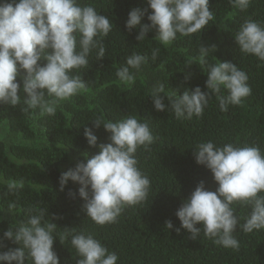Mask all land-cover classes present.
I'll list each match as a JSON object with an SVG mask.
<instances>
[{
	"label": "clouds",
	"instance_id": "1",
	"mask_svg": "<svg viewBox=\"0 0 264 264\" xmlns=\"http://www.w3.org/2000/svg\"><path fill=\"white\" fill-rule=\"evenodd\" d=\"M113 1L127 11L125 27H139L137 41L146 39L154 29L155 37L167 46L178 34L201 32L214 19L210 0ZM231 5L241 10L251 5L254 15L264 20V0H232ZM97 11L78 0H0V104L14 107L23 103L24 111L39 119L55 115L62 101L84 90L86 82L73 70L87 66L93 49H99L98 59L104 57L105 48L96 37H107L113 29L108 16ZM143 19L146 24L141 23ZM256 21L247 18L238 25L217 22L216 46L200 45L199 49V62L206 66L208 91L197 86L177 94L170 89L166 92L164 85L157 83L150 93L154 109H171L176 119L199 117L209 96L219 94L221 89L227 92L217 95L221 111H227L229 105H239L251 94V88L246 71L238 66L236 49L264 62V26ZM158 51H153V58ZM213 51L214 61L208 64L206 58ZM147 61L146 55L133 53L116 76L122 84L131 86L136 72ZM21 70L24 75L19 76ZM188 78L185 76V80ZM21 91L26 98L19 94ZM92 123L93 128L100 127V137L88 127L84 128V137L88 147L97 151L90 157L84 153L85 158L74 168L60 174L58 184L63 191L69 180L77 183V193L69 190V197L74 199L78 194L84 214L103 225L115 222L124 207L148 197L151 181L138 167L137 151L140 146L151 145L154 137L148 119L137 115ZM192 153L195 162L211 172L217 187L209 191L202 181L196 185L175 212L180 222L175 231L179 234L184 229L194 240L203 231L214 244L238 250L239 242L233 233L239 218L233 204L250 206L244 223L239 225L243 231L264 229V195H260L264 193V153L257 146H217L212 141L197 144ZM8 187L13 189L17 184L13 182ZM45 215L40 209L26 222L3 231L0 248L4 240L19 247L0 251V264H25L26 258L32 264H60L53 250L56 224L46 220ZM164 228L172 230V221H165ZM69 236L81 257L77 264H117V254L109 252L92 234L65 227L59 233V242Z\"/></svg>",
	"mask_w": 264,
	"mask_h": 264
},
{
	"label": "trees",
	"instance_id": "2",
	"mask_svg": "<svg viewBox=\"0 0 264 264\" xmlns=\"http://www.w3.org/2000/svg\"><path fill=\"white\" fill-rule=\"evenodd\" d=\"M78 3L91 4L113 24L107 37H96L105 48L104 57L98 59L99 49H93L87 66L73 70L86 82V88L62 101L55 115L39 119L24 111L23 103L14 107L0 104V236L43 209L45 219L56 224L53 250L60 264H77L81 258L70 243L71 236L59 242L65 227L92 234L109 252L117 254V264H264V229L245 232L239 226L248 216V205L233 204L239 218L233 233L238 250L214 244L203 231L195 240L184 229L179 234L175 231L180 227L175 212L196 185L202 181L209 191L217 187L211 172L195 162L192 150L197 144L212 141L217 146H257L264 153V62L236 49L238 66L248 75L251 94L239 105H229L227 111L220 110L217 99V95H227L224 89L209 96L202 116L191 119H176L171 109L156 111L150 97L157 83H162L166 92L170 89L177 94L197 86L208 91L199 49L200 45L216 46V23L238 25L255 18L264 26V20L254 15L251 5L241 10L231 5L232 0H210L214 19L209 25L188 36L178 34L166 46L155 37L154 29L146 39L137 41L139 27H125L127 11L113 0ZM141 23L146 24L144 19ZM232 31L234 34L235 29ZM156 49L159 51L153 58ZM133 53L146 55L148 61L136 72L134 84L126 86L116 72ZM214 54L210 52L206 58L208 64L214 61ZM185 76L189 78L185 80ZM19 94L26 98V93ZM164 103L168 104L167 99ZM127 115L150 123L154 141L147 148L139 147L137 160L151 187L144 201L124 207L115 222L100 225L84 214L78 194L74 199L69 197V190L77 193L79 185L69 180L61 191L58 178L83 160L84 153L90 157L97 151L88 147L85 127L100 137V127L93 128L94 120H118ZM13 182L17 187L9 189ZM167 220L172 221V230L164 228ZM3 244L0 251L19 247L9 240ZM25 264H32L31 259L26 258Z\"/></svg>",
	"mask_w": 264,
	"mask_h": 264
},
{
	"label": "rangeland",
	"instance_id": "3",
	"mask_svg": "<svg viewBox=\"0 0 264 264\" xmlns=\"http://www.w3.org/2000/svg\"><path fill=\"white\" fill-rule=\"evenodd\" d=\"M0 138L2 139V135H1V133H0Z\"/></svg>",
	"mask_w": 264,
	"mask_h": 264
}]
</instances>
